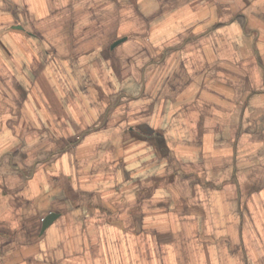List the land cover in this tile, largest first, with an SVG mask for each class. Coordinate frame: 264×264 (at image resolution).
Returning a JSON list of instances; mask_svg holds the SVG:
<instances>
[{"label":"crops","instance_id":"1","mask_svg":"<svg viewBox=\"0 0 264 264\" xmlns=\"http://www.w3.org/2000/svg\"><path fill=\"white\" fill-rule=\"evenodd\" d=\"M0 264H264V0H0Z\"/></svg>","mask_w":264,"mask_h":264},{"label":"water","instance_id":"2","mask_svg":"<svg viewBox=\"0 0 264 264\" xmlns=\"http://www.w3.org/2000/svg\"><path fill=\"white\" fill-rule=\"evenodd\" d=\"M54 217H55L54 213H50L46 217H44L42 220V229H44Z\"/></svg>","mask_w":264,"mask_h":264},{"label":"rangeland","instance_id":"3","mask_svg":"<svg viewBox=\"0 0 264 264\" xmlns=\"http://www.w3.org/2000/svg\"><path fill=\"white\" fill-rule=\"evenodd\" d=\"M138 35V34H137Z\"/></svg>","mask_w":264,"mask_h":264}]
</instances>
